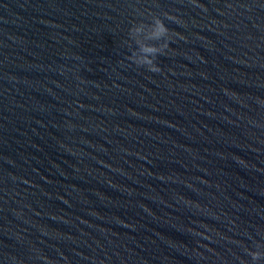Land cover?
<instances>
[{
    "label": "water",
    "instance_id": "1",
    "mask_svg": "<svg viewBox=\"0 0 264 264\" xmlns=\"http://www.w3.org/2000/svg\"><path fill=\"white\" fill-rule=\"evenodd\" d=\"M0 264H264V0H0Z\"/></svg>",
    "mask_w": 264,
    "mask_h": 264
}]
</instances>
